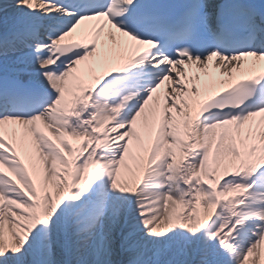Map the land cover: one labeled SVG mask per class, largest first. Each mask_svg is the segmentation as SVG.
I'll use <instances>...</instances> for the list:
<instances>
[{
	"label": "snow or ice",
	"instance_id": "obj_1",
	"mask_svg": "<svg viewBox=\"0 0 264 264\" xmlns=\"http://www.w3.org/2000/svg\"><path fill=\"white\" fill-rule=\"evenodd\" d=\"M0 264H264V0H0Z\"/></svg>",
	"mask_w": 264,
	"mask_h": 264
}]
</instances>
